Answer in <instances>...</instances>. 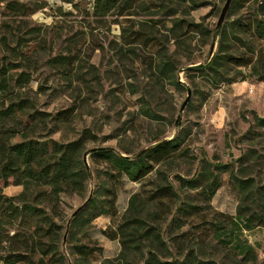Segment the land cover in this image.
<instances>
[{"label": "rangeland", "instance_id": "rangeland-1", "mask_svg": "<svg viewBox=\"0 0 264 264\" xmlns=\"http://www.w3.org/2000/svg\"><path fill=\"white\" fill-rule=\"evenodd\" d=\"M10 1L21 7L15 12L3 4L0 9V58L11 57L10 47L24 53L31 80L20 92L37 110L52 115L68 112L66 120L47 123L41 136L58 142L84 136L86 149L113 148L130 157L163 140L177 138L181 144L179 153L142 181L122 177L115 216L101 215L88 222L94 211L82 214L84 226L77 239L94 246L83 264H101L106 258L108 264H125L119 258L123 248L118 226L123 223L126 229L133 194L138 195L134 213L141 212L147 224L160 223L162 215L155 214L159 209L147 196L163 175L175 186L179 185L175 176L200 178L195 188L179 192L207 219L218 212L235 215L238 206L246 216L254 212L264 217V126L251 127L256 116L264 117V41L243 33L237 38L230 35L229 53L246 56L254 49V67H236L224 60L215 74L193 70L217 53L218 37H212V31L226 0H123L102 17L93 14L88 0ZM246 11L243 7L239 14L244 17ZM233 18L228 8L222 24ZM58 56H67L69 64L54 66L51 60ZM243 82L244 89L237 87ZM86 154L90 178L85 196H62L66 225L104 178L97 175L102 165ZM214 163L230 164L231 172L214 171ZM206 178L220 184L209 201L201 194ZM22 190L11 183L2 189L7 196ZM160 225L168 231L165 223ZM114 232L117 238L107 237ZM242 237L257 255L248 264H264V225L245 230ZM138 243L142 244L139 239L128 242L132 246L126 253L128 264L142 262V252L135 249ZM8 245L1 243L0 258ZM67 247L61 248L65 255L61 264H74ZM0 264L5 263L0 259Z\"/></svg>", "mask_w": 264, "mask_h": 264}, {"label": "trees", "instance_id": "trees-1", "mask_svg": "<svg viewBox=\"0 0 264 264\" xmlns=\"http://www.w3.org/2000/svg\"><path fill=\"white\" fill-rule=\"evenodd\" d=\"M120 1L123 0H93L89 8L95 16L102 17ZM3 4L15 12L21 7L15 1L0 0V9ZM243 7L247 8L244 17L239 14ZM229 15L235 18L212 31V37H218L217 53L193 70L215 74L224 60L236 67H254L257 61L254 49H250L249 55L235 56L229 53L228 45L230 35L237 38V33L264 41V0H232ZM2 40L3 46L8 48L7 38L2 36ZM10 48L7 51L11 57L0 58V245L4 241L9 243L0 259L5 264H34L35 261L61 264L65 259L61 248L66 233L64 243L68 246V253L75 256L74 264H83L93 255L94 246L81 244L77 239V233L84 226L82 214L87 209L94 211L88 222L101 215L115 216L117 184L122 177L134 182L142 181L160 163L179 153L181 144L177 138L163 140L130 157L113 148L86 149L84 136L67 142L41 136L47 123L66 120L68 112L64 110L52 115L37 110L33 100L20 92L31 80L25 70L28 61L24 53ZM17 58L19 61L16 62ZM67 59V56H58L51 62L54 66H64L69 64ZM17 69L22 70L17 72ZM254 125L251 127H263L264 117L256 116ZM86 153H89L91 161L102 165L97 175L104 178L99 179L87 204L67 227L61 209L62 196H85L90 178V167L84 159ZM212 166L214 171L231 172L228 163H214ZM175 180L178 186L163 175L147 196V200L154 202L159 209L155 214L162 215L159 224H147L141 212L134 213L138 195L131 196L127 211L133 214L129 222L125 220L126 229L122 223L118 226L120 235L115 232L107 234L110 239L121 237L123 249L119 258L128 264L126 253L132 249L128 242L139 239L142 244L138 243L135 249L143 254L140 264L254 263L257 259L255 249L242 236L245 230L264 225V217L254 212L246 216L238 206L235 215L218 212L207 219L198 206L179 192L182 188H195L200 178L175 176ZM205 180L201 194L205 201H209L220 184L216 178ZM9 183L21 185L23 190L15 196L3 194V187ZM191 217L198 220L195 222ZM161 223H165L167 232L161 230ZM184 226L188 228L184 229ZM220 252L222 257L217 258L216 253ZM109 262L106 258L101 264Z\"/></svg>", "mask_w": 264, "mask_h": 264}, {"label": "water", "instance_id": "water-1", "mask_svg": "<svg viewBox=\"0 0 264 264\" xmlns=\"http://www.w3.org/2000/svg\"><path fill=\"white\" fill-rule=\"evenodd\" d=\"M232 0H226L222 9H221V12H220V15L218 17V20H217V23H216V29H218L220 27V25L222 24L223 20H224V17H225V14L230 6V3H231ZM189 95H190V92L188 91V96L186 98V100L184 101V103L182 104V108L186 105L188 99H189ZM86 157H87V154L84 155V159L86 160ZM90 198V195L83 201V203L78 206L71 214V217L69 218V220L67 221V227L69 226L71 220L77 215V213L87 204L88 200ZM66 235V233H65ZM65 235L63 237V245L65 244L64 241H65ZM62 245V246H63Z\"/></svg>", "mask_w": 264, "mask_h": 264}, {"label": "crops", "instance_id": "crops-1", "mask_svg": "<svg viewBox=\"0 0 264 264\" xmlns=\"http://www.w3.org/2000/svg\"><path fill=\"white\" fill-rule=\"evenodd\" d=\"M244 83H245V82L239 84V86H237V87H239L240 89H244V88H245ZM247 90H248L249 92H252V91H253L252 88H248Z\"/></svg>", "mask_w": 264, "mask_h": 264}, {"label": "built area", "instance_id": "built-area-1", "mask_svg": "<svg viewBox=\"0 0 264 264\" xmlns=\"http://www.w3.org/2000/svg\"><path fill=\"white\" fill-rule=\"evenodd\" d=\"M93 0H88V6H90L91 5V2H92Z\"/></svg>", "mask_w": 264, "mask_h": 264}]
</instances>
